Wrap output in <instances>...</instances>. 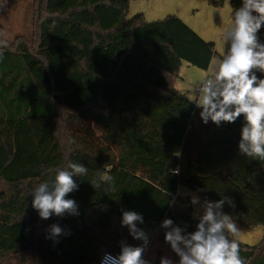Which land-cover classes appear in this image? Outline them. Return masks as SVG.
I'll return each mask as SVG.
<instances>
[{
	"label": "trees",
	"instance_id": "16d2710c",
	"mask_svg": "<svg viewBox=\"0 0 264 264\" xmlns=\"http://www.w3.org/2000/svg\"><path fill=\"white\" fill-rule=\"evenodd\" d=\"M205 1L221 9L227 0ZM130 2L38 0L37 43L0 46V263L100 264L125 240L142 244L121 226L124 211L143 216L137 226L149 234L147 248L153 239L170 248L164 219L189 232L197 223L170 201L188 181L222 173L247 190L240 205H224L237 228L264 226V160L239 153L243 117L204 124L200 109L176 89L183 63L209 70L215 44L176 15L128 20ZM240 5L231 0L232 10ZM258 36L264 42V26ZM69 163L88 168L65 197L76 201L79 215L41 219L31 194ZM96 171L97 189L90 183ZM52 224L69 234L49 238ZM238 243L244 264H264V238Z\"/></svg>",
	"mask_w": 264,
	"mask_h": 264
},
{
	"label": "clouds",
	"instance_id": "9594fccd",
	"mask_svg": "<svg viewBox=\"0 0 264 264\" xmlns=\"http://www.w3.org/2000/svg\"><path fill=\"white\" fill-rule=\"evenodd\" d=\"M262 26L264 0H241L240 7L234 8L231 22L223 30L221 58L213 61L199 86L192 90L189 100L200 109L204 124L211 121L219 127L222 122L235 123L242 116L239 153L259 160H264V78L256 74H264V42L258 36ZM0 45L7 46L3 41ZM87 172L84 164L69 163L66 168L56 170L52 182L40 183L31 194L32 207L39 217L47 220L53 215H79L76 201L65 197L78 190L79 185L73 178L86 176ZM179 172V166L171 169L172 175ZM102 180L110 183L113 177L105 173ZM90 183L95 189L100 187L95 180ZM225 203L235 207L234 201L227 196L211 201L191 194L192 217L197 221L191 232L187 231V226L174 224L172 219L163 220L160 227L165 229L164 240L179 257L178 264H244L236 239L239 230L231 215L224 211ZM143 223L141 214L124 211L121 226L127 227L133 239L142 244L121 243L120 253L115 256L105 253L101 264H150L143 258L149 236L137 226ZM67 234L57 224L49 228V238L54 240ZM160 264L177 262L164 256Z\"/></svg>",
	"mask_w": 264,
	"mask_h": 264
},
{
	"label": "rangeland",
	"instance_id": "374dc122",
	"mask_svg": "<svg viewBox=\"0 0 264 264\" xmlns=\"http://www.w3.org/2000/svg\"><path fill=\"white\" fill-rule=\"evenodd\" d=\"M230 1L231 0H228V2L226 1L224 8H228V10L231 9ZM190 3L191 0H157V3L154 5L151 0H131L129 13H133L134 8L137 7L135 14L142 13L145 20L158 21L165 19L168 16V13L170 14L169 11H175L176 13L181 14L189 7ZM40 17L41 10L39 8L38 0H0V41L5 42L6 45L11 48L17 46V44L21 42H25L29 46H34L38 40L37 27ZM189 17L197 19L202 23L212 19V16L208 15L198 4L194 6L192 12L190 11ZM216 36L217 34H213L214 39H216ZM212 41L215 43L217 52V56L213 61H218L221 58L224 49L221 42L217 43L215 40ZM184 66V76L182 77H185V80L183 82L180 81L179 86L182 87V90L185 89V91H192L199 86L200 81L205 77L207 71L193 67L187 63H185ZM186 68L191 70V74H188ZM74 127L76 130L81 131V126L75 125ZM95 132L98 137L101 136L100 131L95 130ZM99 174L100 172L97 173L96 171L91 180H96ZM1 189L2 185L0 183V190ZM200 192L211 194L218 199H221L222 196L230 197L237 205H240L243 202L245 196L247 197L246 189L244 192L240 189H236V187L232 185L231 182L227 181L226 178L218 176L209 180L194 178L188 181L185 186L180 189L179 193L182 195L179 196L178 201H175V205L185 212L192 213L194 209L190 204L191 194L199 196ZM238 230V236L236 237L237 241L249 246L258 245L264 238L263 225L252 231ZM158 244L159 243L156 242V239H154L153 245H151L146 251L144 259L148 260L150 264H154L153 261L156 259V245ZM175 257L177 258V256ZM16 258L19 260V257ZM170 258L174 261L173 257ZM0 264H16V261L13 258L2 261Z\"/></svg>",
	"mask_w": 264,
	"mask_h": 264
},
{
	"label": "crops",
	"instance_id": "0c3cea01",
	"mask_svg": "<svg viewBox=\"0 0 264 264\" xmlns=\"http://www.w3.org/2000/svg\"><path fill=\"white\" fill-rule=\"evenodd\" d=\"M146 1H150V0H146ZM151 1H153L154 5L157 3V0H151ZM199 1H202V2H199ZM227 2H228V0H227ZM230 3H231V1H230ZM196 4L201 6V8L205 12H207L208 15L212 16V19L210 21H205L202 23V22H199L197 19L189 17L190 11L191 12L193 11V8H194V6H196ZM136 11H137V7L134 8L133 13H128L127 19L131 20L135 16L142 14V13L135 14ZM130 12H131V10H130ZM169 12H170V14L168 13V16L176 14V16H178L184 23H186L193 31H195L205 41L213 43L212 40H215L217 43H219V42H222V33H223L224 28L227 27L228 24L231 22V15H232L233 10H232V7L230 10H228V8H221V9L213 8L205 0H191L189 7L186 8V10L184 12H182L181 14L176 13L175 11H169ZM146 21L147 22H155V21H151V20H147V19H146ZM213 34H217L216 39H214ZM184 65H185V63H183V66L181 68L180 78L178 79V81L176 83V89L182 93H185L190 98L192 91L191 90L185 91V89L182 90L181 89L182 87L179 86V82L180 81L183 82L185 80L184 79L185 77L184 78L182 77V76H184L183 75V69L185 67ZM186 69H187L188 74H191V70H189V68H186ZM215 176L226 178L227 181L230 182L226 173L215 174V175H212L210 177H202V179L209 180V179L214 178ZM232 185H234V184L232 183ZM234 186L236 187V189H240L243 192L245 191V188L237 187L236 185H234ZM245 198H246V196H245ZM153 242H154V239L152 240L151 245H153ZM156 242L159 243L157 240H156ZM150 246L146 249V251L150 248ZM156 246H157L156 247V259L153 261L154 264H160V259H161V257H164V256L173 257L174 262H177V264H178L179 257L174 252H172V250L170 248H168L167 246H165L164 244H161V243H159ZM146 251H145L143 258L146 255ZM175 256H177V258Z\"/></svg>",
	"mask_w": 264,
	"mask_h": 264
},
{
	"label": "built area",
	"instance_id": "2783aa9c",
	"mask_svg": "<svg viewBox=\"0 0 264 264\" xmlns=\"http://www.w3.org/2000/svg\"><path fill=\"white\" fill-rule=\"evenodd\" d=\"M180 195H182V194L178 192V193L173 197L174 202L179 200V196H180ZM146 234L149 236L148 233H146ZM105 253H109V252H105ZM105 253H103V254L101 255V257H100V264H101L102 258H103V256H104ZM110 254H112V255L115 256V254H113V253H110Z\"/></svg>",
	"mask_w": 264,
	"mask_h": 264
},
{
	"label": "water",
	"instance_id": "95a60500",
	"mask_svg": "<svg viewBox=\"0 0 264 264\" xmlns=\"http://www.w3.org/2000/svg\"><path fill=\"white\" fill-rule=\"evenodd\" d=\"M122 243H126V241H123Z\"/></svg>",
	"mask_w": 264,
	"mask_h": 264
}]
</instances>
